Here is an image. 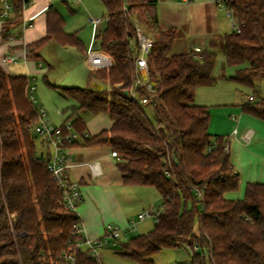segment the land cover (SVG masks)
<instances>
[{"label":"trees","instance_id":"obj_1","mask_svg":"<svg viewBox=\"0 0 264 264\" xmlns=\"http://www.w3.org/2000/svg\"><path fill=\"white\" fill-rule=\"evenodd\" d=\"M11 2L15 10L4 21L5 37L21 19L22 0ZM100 2L108 21L97 31L95 48L113 65L93 74L109 88H53L78 105L69 118L78 138L64 146L110 149L124 185L152 187L161 196L153 230L116 239L118 254L152 264L163 248L188 247L190 264H264V183H248L241 199L227 198L241 180L231 164L230 140L209 132V108L195 102L199 88L217 82L219 47L225 67L236 68L230 80L253 91L255 100H247L243 112L264 125V90H256L264 86V0H227L239 30L212 37L207 49L179 54H171L178 30L160 25L157 0ZM134 17L154 40L148 56L152 89L138 88L146 106L130 97L139 52ZM53 40L86 51L77 32L65 31L64 17L49 11L46 36L28 45L29 57L40 60L39 52ZM28 86L25 75L0 70V264H103L101 254L94 258L82 243L80 217L62 203L63 191L48 169L49 151L36 152L31 126L39 119ZM79 111L105 113L113 125L86 134ZM70 251L74 263L63 259Z\"/></svg>","mask_w":264,"mask_h":264},{"label":"crops","instance_id":"obj_2","mask_svg":"<svg viewBox=\"0 0 264 264\" xmlns=\"http://www.w3.org/2000/svg\"><path fill=\"white\" fill-rule=\"evenodd\" d=\"M157 9L160 25L162 23L161 14L159 13L160 11L162 12L163 9H167V11L169 10V14H171V12L176 16H186V14H188V17H191L189 14L193 13H191L192 10L202 11L201 15L204 19H202V25L199 27L202 28L204 35L195 36L194 38L193 30L191 28V30H189L190 34L188 38L190 41L189 43H191L190 48L187 47L184 42L183 47L180 50L181 52L179 53H184L191 49L196 51L207 49L209 48L210 39L216 35H220L218 33V17L220 16L219 7L212 0L211 3L207 0H157ZM76 10L84 14L85 17L84 23H82L77 29L78 32L75 31L85 47V44L87 45V38L86 36L84 37L85 32H89L90 28H92L91 35L93 36V44L95 42L97 31L105 28V26H103V19L97 17L99 14L98 0H31L22 10L20 15L21 19L18 25L13 26L8 30L7 37L3 35L5 19L0 18V70H3L9 75H25L29 81L27 89L31 87L34 88L33 95L35 97L36 76L38 74H45L46 71L52 68L51 64H49V62L47 63L44 54L45 52L50 53L51 48L57 51L59 48L57 46L60 45L54 40L50 41L39 52L41 56L40 60H32L29 57L28 45L46 36L47 14L49 11L59 12L65 19V31L71 33L67 30L69 25L65 18V14L68 13L67 11L75 12ZM30 19L32 20L33 26L24 29L23 22L29 21ZM91 19H102V21L98 27H95L91 23ZM161 26L163 28H169L166 24ZM170 27H173V25ZM203 37H205V39ZM193 38L194 41H192ZM70 47L72 48V46ZM84 54L86 55L87 51H85ZM3 57H13L16 59V62L2 63ZM45 62L48 64V67L45 66ZM91 71L93 72L94 69L91 68ZM232 76L233 75H225L222 80H224V82H229V84H234L235 82L230 80V77ZM92 80L95 81L93 82V85L97 88L104 87V83L96 77ZM224 84L231 87V85H227V83ZM214 86L207 87L209 91H205L209 97H204V95H202V90L204 88L206 89V87L199 88L195 95V102L197 104L209 108L211 116L209 132L212 135H223L229 138L231 164L236 172H238V169H242L239 167L237 161L238 152H240L241 155H244L243 157L246 161L249 160L251 170L247 175V179H250L247 184L251 182L264 183V141H259L256 131L253 130V127L262 128L264 130V125L262 121L246 115L242 110L243 104H245L248 97L252 94H243V96L240 97V92L237 90L233 95L227 94L231 96L229 99V96L224 94L221 89L218 91V89H214L216 88ZM231 88L233 89V87ZM227 103H233V108L227 107ZM234 106L238 108L234 109ZM84 113L86 112L79 111L78 115L84 119ZM106 115L107 114L105 113H101L94 116L106 117ZM106 118H109V122L106 125L107 128L103 130H108L113 125V121L110 117L108 116ZM84 120L88 130L87 121L86 119ZM235 129L239 132L238 136L233 134ZM103 130H100L98 133ZM248 130H253V136L251 141L248 144H245L241 140V136ZM88 131L86 134H89ZM98 133L92 134V136L97 135ZM66 150L71 157L70 178L72 181L78 182L81 187L82 201L77 206L76 213L82 221V233L84 237L91 240L102 238L106 233L107 227H105V225L108 222L120 228L123 232H132L130 231V226L133 222L126 219L123 214V208L125 207L124 204L127 199L126 196L121 195L122 191H120L121 186L124 184L123 175L118 171L116 166L118 158L113 157L111 155L112 151L108 148L76 147L67 148ZM110 161L114 162L115 165H113V167L112 164H110ZM92 163H98V175H94L91 172L89 164ZM258 167L261 168V171H259ZM103 215L108 217V221L103 222L101 220ZM141 222L142 221H139L138 223ZM137 229L138 225L136 223V230ZM128 238L123 239L126 240Z\"/></svg>","mask_w":264,"mask_h":264},{"label":"rangeland","instance_id":"obj_3","mask_svg":"<svg viewBox=\"0 0 264 264\" xmlns=\"http://www.w3.org/2000/svg\"><path fill=\"white\" fill-rule=\"evenodd\" d=\"M98 1H99V14L97 17L103 19L104 21L103 26L106 27L108 20V13L104 5L100 2V0ZM207 1L211 3V0H207ZM67 12L68 13L65 14V18L69 25L67 27V30L73 33L77 31V29L79 28V26L82 25V23H84L85 17L84 14L80 13L77 10L75 12L73 11H67ZM168 12L169 10L167 11V9H163L162 12L160 11L159 14H161L160 15L161 23H162L161 25L166 24L169 26V28L171 25H173V27L176 26V28H178L177 41L171 53V54H178L179 52H181L180 50L183 47L184 42L186 43L187 47L190 48L191 43H189L190 41L188 38L190 34L189 30H191V28L193 30L194 38L195 36L204 35V33L202 32V28H200L203 21L202 19H204V17L201 15L202 11L199 10L198 11L192 10L191 13L192 12L193 13L189 14L191 17H188V14H186V16H180V15L176 16L173 15L172 12L171 14H169ZM219 13L220 16L218 17L219 20L218 33L220 35H225L234 32L235 29L233 28L232 20L228 17L226 9L219 7ZM133 21L135 25H139L146 32V34L149 35V32L145 28L144 24H142L135 17L133 18ZM91 31L92 28H90L89 32H85L84 35V37L86 36L87 38L86 40L87 45L85 44L86 51H89L92 47L93 36L91 35ZM194 38L192 39V41H194ZM203 38L205 39V37ZM57 47H59L57 51L51 48L50 53L45 52L44 54L47 63L49 62L52 68L46 71L45 74H38L36 76L35 79L36 102L34 104L35 106L39 105L44 109L46 113V120L49 121L50 125L54 127H62L71 124L69 118L71 117L73 107H77L78 105L74 99L65 97L61 92L60 88L59 89L53 88V86L79 87L86 89H92L97 87L93 85V82L95 81L92 79L95 76L91 71L92 67L89 65V62L87 60V55H85L84 52L80 51L75 47L71 48L70 46H65L66 47L65 48L64 46L61 45ZM216 52L218 53V58L213 74L217 78V83L214 86L216 87L214 89H218V91H220L221 89V91L226 95L227 94L233 95L237 90H239L240 97L243 96V94L245 95V94L253 93L251 89L241 87L236 83L229 84V82H224V80H222V78H224L225 75L226 76L234 75L236 68L228 67V66L225 67V58L221 48L219 47L216 48ZM47 63L45 62L44 64L45 66L48 67ZM45 76L47 79H45ZM224 83H227V85H231L233 89L229 86H226ZM103 86L105 89L109 88L107 84H103ZM256 90L260 91L259 93H261L264 90L263 84L256 87ZM205 91H209L207 87L206 89L204 88L202 90V95H204V97L208 96L207 92ZM230 98L231 96H229V99ZM232 105L233 103L228 104L227 107L233 108ZM237 108L238 107H235L234 109ZM147 112L149 116L155 121L152 109L147 108ZM83 117L87 121L88 130H89L87 131L91 135L96 134L100 130L107 128L106 125L109 122L108 120L109 118H106L108 117L107 115L106 117L104 116L97 117L90 113H84ZM253 130L256 131L257 138L259 139V141H264V130L262 128L260 129L257 127H253ZM31 134L35 137L37 154L39 156L41 155L45 156L47 152L50 150V148L48 146L43 145L41 138L38 135H36L35 130H31ZM243 156L244 155H241L240 152H238L237 161L239 163V167L242 168V169H238V173L240 174V177L242 179L241 185L238 191L226 195L227 198L241 199L245 195L246 185L247 182H249L250 180L247 179L248 178L247 175L251 170V165H249V160L246 161ZM114 162L110 161L112 167L113 165H115ZM259 171H261V168H259ZM120 191H122L121 195L126 196L127 199L126 203L124 204L125 207L123 208V214L125 215V218L130 220L131 222H136L138 225L137 230H134L130 233L122 234L121 236L122 241H125L124 240L125 238L144 235L149 233L151 230H153L156 224V219L154 217L147 218L143 220L141 223H138L139 222L138 215L149 211H153L155 214H158L159 211H161L162 199L158 191L152 187H136V186L134 187V186H125V185L121 186ZM104 216L105 215H103L101 220L103 222L108 221V217L106 216L104 217ZM109 224L112 223L109 222L106 223L105 227H107ZM99 253L101 254V260H103L104 264H139L129 259L128 257L118 254V245L105 246L100 250ZM190 253H191V248L188 247H181V248L166 247L163 248L159 253L154 255L151 258V260L153 261L152 264H190Z\"/></svg>","mask_w":264,"mask_h":264},{"label":"built area","instance_id":"obj_4","mask_svg":"<svg viewBox=\"0 0 264 264\" xmlns=\"http://www.w3.org/2000/svg\"><path fill=\"white\" fill-rule=\"evenodd\" d=\"M31 0H22L21 11L30 3ZM217 4L218 7L225 8L228 14V17L232 20L233 28L235 31L239 30V26L235 20L233 12L227 6V0H212ZM15 10V6L12 4L11 0H0V18L7 19L10 17ZM102 19H91L93 26L98 27ZM108 21V20H107ZM33 23L30 19L29 21L23 22V28L32 27ZM137 40L139 46L138 56L136 57V73L133 87L130 91V97L134 100H138L141 105L146 106L148 101L146 98L139 96L138 88L145 86L147 90L152 89V84L148 82L149 80V65H148V56L151 53L154 40L146 34V32L139 26L136 25ZM87 60L89 65L93 69L98 68H111L113 63L112 60L102 54L99 50L95 48V42L92 44V47L87 51ZM16 59L13 57H3L2 63H15ZM147 77V79L144 78ZM148 82V83H147ZM34 88H28L26 93L30 100L34 103L35 97L33 95ZM248 101L253 102L255 99L253 96H249ZM38 111V123L31 126V130H35L36 135H38L43 145L48 146L49 157H48V169L53 174V177L58 182V185L63 191V200L62 203L66 209L76 212L77 206L82 201L81 187L78 182H74L70 178V169H71V157L67 153V148L65 144H70L78 138V135L73 131L71 124L65 125L63 127H54L50 125L49 121L46 120V113L42 107L39 105L36 106ZM65 129V130H64ZM233 134L238 136L239 132L237 129L234 130ZM253 136V130H248L244 135L241 136V140L248 144ZM113 157H118L115 152H112ZM89 168L94 175L99 174V165L98 163L89 164ZM198 197L202 198V191L197 192ZM160 213V212H159ZM158 214H155L153 211L142 213L138 215V220L143 221L147 218H155L157 221ZM130 231L136 230V223L133 222L130 226ZM82 231V230H81ZM123 232L120 228L109 224L106 229L105 235L96 240H91L88 238H83L82 243L89 247L91 255L99 259L100 250L105 246L115 245L116 239H121ZM63 259L68 262H75V252L70 251L64 255Z\"/></svg>","mask_w":264,"mask_h":264},{"label":"water","instance_id":"obj_5","mask_svg":"<svg viewBox=\"0 0 264 264\" xmlns=\"http://www.w3.org/2000/svg\"><path fill=\"white\" fill-rule=\"evenodd\" d=\"M145 79H147V77H145Z\"/></svg>","mask_w":264,"mask_h":264}]
</instances>
